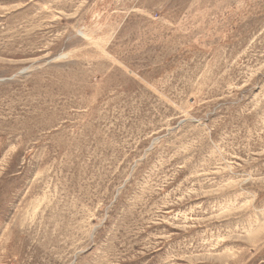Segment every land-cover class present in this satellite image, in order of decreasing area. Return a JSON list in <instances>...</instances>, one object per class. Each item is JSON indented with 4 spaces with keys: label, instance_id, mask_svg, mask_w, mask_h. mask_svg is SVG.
<instances>
[{
    "label": "rangeland",
    "instance_id": "374dc122",
    "mask_svg": "<svg viewBox=\"0 0 264 264\" xmlns=\"http://www.w3.org/2000/svg\"><path fill=\"white\" fill-rule=\"evenodd\" d=\"M0 264H264V0H0Z\"/></svg>",
    "mask_w": 264,
    "mask_h": 264
}]
</instances>
